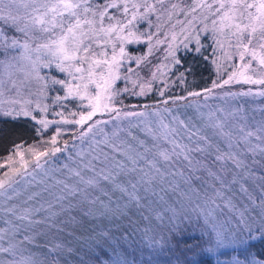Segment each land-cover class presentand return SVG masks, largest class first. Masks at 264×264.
I'll return each mask as SVG.
<instances>
[{
	"label": "snow or ice",
	"instance_id": "1",
	"mask_svg": "<svg viewBox=\"0 0 264 264\" xmlns=\"http://www.w3.org/2000/svg\"><path fill=\"white\" fill-rule=\"evenodd\" d=\"M181 52L213 66L210 86L190 87ZM149 94L153 105L124 104ZM256 97L264 0H0V122L55 125L30 161L14 144L20 166L0 175V264H60L61 244L45 245L50 260L32 253L39 226L59 232L62 215L97 209L126 221L119 237L101 235L97 264H139L137 250L192 264L188 253L229 247L231 264H264V107L246 106Z\"/></svg>",
	"mask_w": 264,
	"mask_h": 264
},
{
	"label": "trees",
	"instance_id": "2",
	"mask_svg": "<svg viewBox=\"0 0 264 264\" xmlns=\"http://www.w3.org/2000/svg\"><path fill=\"white\" fill-rule=\"evenodd\" d=\"M178 30L179 26H177V31ZM137 47H139L141 51L144 50L142 45H129L128 49L129 51H135ZM164 47V45H161L160 51L157 52V55L160 56L161 59H163ZM204 54L210 55V50ZM180 55L182 56L185 65H192L196 73L195 83L191 84L190 87L195 90H201L205 86H210L211 80L216 78L213 66L210 63H206L200 56L192 52H189L188 54L181 52ZM191 79L192 77H189L190 81ZM117 86L121 85L118 83ZM245 86L246 85H230L227 87H230L232 91H238L242 89L241 87ZM216 91L220 92L222 90L218 89ZM173 93L176 95H182L183 89L175 88L173 89ZM153 95L154 94H149L147 97H128L127 99H124V104L139 106L147 103L149 105H153L155 103L152 99ZM157 99L159 98L157 97ZM246 99V106L255 108L264 107V98L256 97L255 99ZM159 106L163 107V105ZM138 110L143 109L139 108ZM52 118L57 117L49 115V119ZM34 124V121L27 119L10 121L8 123L0 122V164L5 165L3 168H0V175H2L10 167L20 166V161L9 163L7 160V156L9 154L13 155L10 150L14 144H22L20 151L24 152L27 151L26 148L33 146V143L38 142L39 144H42L41 141L48 140L51 134H53L55 125L49 126L43 134H37L33 130ZM36 126L38 127V125ZM109 127H111V125H109ZM65 138L69 139L71 143V137H60L58 138V142H62ZM67 155L68 153H57V156L60 158L58 165H62L67 162L65 160ZM56 175L57 178H62L60 174ZM84 207L85 210H87L89 206L85 205ZM59 219L63 221V223L59 225L60 228L63 229L62 231L57 232L55 229H48L43 225L39 226L42 229V232L37 237L36 244L30 246L32 253L35 254L38 259L43 260L47 257L50 260L51 257L48 256V249L45 245L51 246L58 243L62 245L59 252L60 264H97L94 257L100 255V250L96 247V243L100 239L101 235L107 232L119 237L122 228L126 226V221L115 219L111 215H100L98 209L94 211L93 215H85L81 211H73L70 214L62 215ZM153 223L156 222L153 221ZM36 245H39V247ZM124 247L128 248L129 252L134 250V247H130L128 244H124ZM140 248L143 249L144 244H141ZM222 249H229L227 251L229 253V262L232 260L233 256L237 254L236 252H233L230 247ZM104 250L108 253V256L112 257L113 260L117 259L115 254L112 253L111 248L107 245H104ZM219 250L214 252L197 251L195 254L188 253L187 260L192 262V264H222V260L220 258H223L226 254H219ZM257 250L264 252V245L257 244ZM137 258L139 264H176L175 256L163 252L152 253L150 250H144L143 252L137 250ZM105 259L107 258L101 256L102 261ZM181 259L183 260V257H181Z\"/></svg>",
	"mask_w": 264,
	"mask_h": 264
},
{
	"label": "rangeland",
	"instance_id": "3",
	"mask_svg": "<svg viewBox=\"0 0 264 264\" xmlns=\"http://www.w3.org/2000/svg\"><path fill=\"white\" fill-rule=\"evenodd\" d=\"M235 85H243V84H235ZM249 86H245V87H241L242 89H247ZM253 88V90L255 91L256 90V88H257V86H255V87H252ZM234 102V101H233ZM208 103L209 104H211V105H213V107H215L216 105H221V106H223V101L222 100H209L208 101ZM204 111H207V109H203ZM49 118V117H48ZM52 119H57V118H52ZM52 126V125H51ZM33 145H35L37 148H42V144H39L38 142H35V143H33ZM30 147H32V146H30ZM28 148H26V150H27ZM23 154H24V158H25V160H31V156H30V153L28 152V151H24L23 152ZM18 161H20V157L19 156H17V155H15L14 153H13V159L11 160V161H8L9 163H13V162H18ZM37 179L39 180V179H42V177H37ZM48 183H51V181L49 180V181H47ZM35 190H39V189H37L36 187H35V185H33V187H31V188H29L28 189V191H35ZM23 197H21V199H22ZM229 249H227V250H224V249H220L219 251V254H226L223 258H220L221 260H222V264H231V260H230V262H229V260H228V255H229V253L227 252ZM25 255H27V254H25Z\"/></svg>",
	"mask_w": 264,
	"mask_h": 264
}]
</instances>
